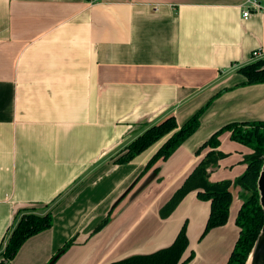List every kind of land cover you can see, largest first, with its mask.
<instances>
[{
    "label": "crops",
    "instance_id": "1",
    "mask_svg": "<svg viewBox=\"0 0 264 264\" xmlns=\"http://www.w3.org/2000/svg\"><path fill=\"white\" fill-rule=\"evenodd\" d=\"M246 0H0V243L15 212L50 204L52 226L7 264H106L168 246L186 223L187 264H226L238 237L241 188L227 222L201 237L210 203L188 192L159 211L231 122L264 120V82L237 70L264 58V11ZM201 123L139 177L162 140L127 163L118 154L148 126ZM209 180H235L252 151L220 135ZM158 171H154L156 166ZM110 212V213H109ZM109 214L107 223L93 232Z\"/></svg>",
    "mask_w": 264,
    "mask_h": 264
},
{
    "label": "trees",
    "instance_id": "2",
    "mask_svg": "<svg viewBox=\"0 0 264 264\" xmlns=\"http://www.w3.org/2000/svg\"><path fill=\"white\" fill-rule=\"evenodd\" d=\"M237 71L245 77L244 84L263 83L264 58L252 60L240 66ZM208 105L209 102L180 126L177 125L174 116H169L157 124L148 126L140 135L127 144L114 162L127 163L145 149L163 140L140 172L139 177H141L159 160H166L183 141L196 131L200 124V117ZM224 132H229L231 140L247 146L252 152L244 157L246 168L235 180L211 181L209 180V169L216 167L219 159L225 156L223 152L217 150L220 144L219 137ZM206 147H209L210 150L205 153L185 178L182 185L174 191L159 213L161 217H167L188 192L195 190L200 200H206L210 203L207 221L201 234L202 237L210 229L224 225L227 222L229 207L232 202L230 186L238 185L241 188L242 203L238 209L235 223L239 228V233L226 264H245L263 222L257 180L264 162V120L225 124L214 131L196 150V153L199 154ZM158 168L159 166H156L154 171H158ZM49 206L50 204H45L39 208L34 205L25 206L15 212L13 223L9 226L0 243V250L5 243L0 264H7L16 255L26 239L52 226L53 216L51 210L48 209L44 213L39 212V210H46ZM108 219L109 214L97 225L93 232L100 230ZM188 243L186 223H183L174 240L168 246L150 253L133 254L106 264H185L193 257L191 252L186 258L182 259ZM71 244L72 240L66 242L51 259L56 260Z\"/></svg>",
    "mask_w": 264,
    "mask_h": 264
},
{
    "label": "water",
    "instance_id": "3",
    "mask_svg": "<svg viewBox=\"0 0 264 264\" xmlns=\"http://www.w3.org/2000/svg\"><path fill=\"white\" fill-rule=\"evenodd\" d=\"M264 158V155H263ZM259 192V202L263 213V222L255 244L245 262V264H264V162L262 164L257 180ZM55 259H51L47 264H53Z\"/></svg>",
    "mask_w": 264,
    "mask_h": 264
},
{
    "label": "built area",
    "instance_id": "4",
    "mask_svg": "<svg viewBox=\"0 0 264 264\" xmlns=\"http://www.w3.org/2000/svg\"><path fill=\"white\" fill-rule=\"evenodd\" d=\"M91 2L96 0H90ZM264 11V0H246L242 5V18L247 19L252 12H263ZM253 58H262L260 50H253Z\"/></svg>",
    "mask_w": 264,
    "mask_h": 264
},
{
    "label": "rangeland",
    "instance_id": "5",
    "mask_svg": "<svg viewBox=\"0 0 264 264\" xmlns=\"http://www.w3.org/2000/svg\"><path fill=\"white\" fill-rule=\"evenodd\" d=\"M201 119V118H200ZM199 123H201V121L199 122ZM162 142H163V140H162ZM157 143V142H156ZM158 166V165H157ZM40 213H44L45 211H39ZM4 246H5V243L3 244V246H2V249L0 250V258H1V256H2V253H3V249H4ZM48 263V262H47ZM188 263V262H187ZM187 263H185V264H187Z\"/></svg>",
    "mask_w": 264,
    "mask_h": 264
}]
</instances>
